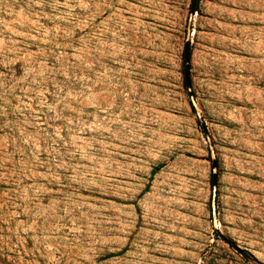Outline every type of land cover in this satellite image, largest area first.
<instances>
[{
	"label": "rangeland",
	"instance_id": "1",
	"mask_svg": "<svg viewBox=\"0 0 264 264\" xmlns=\"http://www.w3.org/2000/svg\"><path fill=\"white\" fill-rule=\"evenodd\" d=\"M0 264H264V0H0Z\"/></svg>",
	"mask_w": 264,
	"mask_h": 264
},
{
	"label": "water",
	"instance_id": "2",
	"mask_svg": "<svg viewBox=\"0 0 264 264\" xmlns=\"http://www.w3.org/2000/svg\"><path fill=\"white\" fill-rule=\"evenodd\" d=\"M189 52H190V45L187 44V45H186V58H187V59H188V57H189ZM214 180L216 181V176L214 177Z\"/></svg>",
	"mask_w": 264,
	"mask_h": 264
},
{
	"label": "trees",
	"instance_id": "3",
	"mask_svg": "<svg viewBox=\"0 0 264 264\" xmlns=\"http://www.w3.org/2000/svg\"><path fill=\"white\" fill-rule=\"evenodd\" d=\"M161 165H158V166H156L154 169H153V175L156 173V172H158L160 169H161Z\"/></svg>",
	"mask_w": 264,
	"mask_h": 264
}]
</instances>
